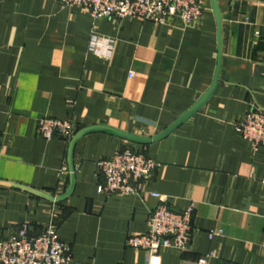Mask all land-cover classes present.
<instances>
[{"label": "crops", "instance_id": "obj_1", "mask_svg": "<svg viewBox=\"0 0 264 264\" xmlns=\"http://www.w3.org/2000/svg\"><path fill=\"white\" fill-rule=\"evenodd\" d=\"M205 0L197 27L108 17L58 0H0V238L38 234L56 211L67 264H148L127 245L147 230L153 193L175 210L194 205L186 250L164 248L161 264H264V146L236 129L250 105L264 108V0ZM221 25V32L220 27ZM114 41L90 53L91 34ZM219 69V71H218ZM133 73V77L130 74ZM204 105L171 134L137 143L104 131L47 141L41 117L71 119L77 132L108 126L153 139ZM76 132V133H77ZM131 147L159 167L140 195L106 196L97 163ZM71 164L75 188L71 187ZM34 189L61 201L32 193ZM213 230L221 233L212 239Z\"/></svg>", "mask_w": 264, "mask_h": 264}, {"label": "built area", "instance_id": "obj_2", "mask_svg": "<svg viewBox=\"0 0 264 264\" xmlns=\"http://www.w3.org/2000/svg\"><path fill=\"white\" fill-rule=\"evenodd\" d=\"M63 6H84L97 21L108 17L138 18L157 23H174L183 27H197L206 10L205 0H58ZM114 41L95 33L91 34L89 52L109 59ZM133 73L130 77H133ZM236 129L255 149L264 146V108L250 105L237 120ZM39 135L50 141L57 137L71 140L76 132L71 119L41 117L38 120ZM159 167L154 159L131 147L115 151L110 157L97 163L104 181L101 192L106 196L140 195L144 186ZM159 203L151 210L147 230L142 234H131L127 245L145 251L148 264H161V250L175 248L186 250L193 230L194 205L184 210H175L168 197L153 193ZM221 233L213 230L209 237ZM214 253H209L195 262L184 264H213ZM73 261L71 246L59 236L56 211L43 231L31 234L21 227L11 236L0 238V264H67Z\"/></svg>", "mask_w": 264, "mask_h": 264}, {"label": "water", "instance_id": "obj_3", "mask_svg": "<svg viewBox=\"0 0 264 264\" xmlns=\"http://www.w3.org/2000/svg\"><path fill=\"white\" fill-rule=\"evenodd\" d=\"M214 7H215V11L217 13V17H218V21L219 24H221V14H220V10L217 6L216 0H214ZM220 27V32H221V25H219ZM219 71V69H218ZM218 82V75L216 76V79L214 81L213 86L209 89V91L204 95V97L201 99V101L190 111H188L187 113H185L184 115H182L172 126H170L168 129H166L163 133H161L160 135H158L157 137L150 139V138H144V137H140L131 133H127V132H123L117 129H113L111 127L108 126H103V125H99V126H93V127H89V128H85L79 132H77L75 134V136L72 138L71 140V144H70V160H72V155H73V149L78 141V139L86 134L89 133L91 131H104V132H108L114 135H117L119 137L125 138L129 141L132 142H137V143H149L151 141H157L159 139L164 138L165 136L171 134L180 124H182L186 119H188L193 113H195L198 108L202 107L204 105V103L209 99V97L213 94L215 87L217 85ZM74 172H75V167L73 166V164H71V174H72V182H71V187L67 193L66 196H68L69 194H71L75 188V181H74ZM32 193L39 195L41 197H44L46 199H49L51 201H56L59 202L61 201L64 197L60 198H55L53 196H50L46 193L34 190V189H29Z\"/></svg>", "mask_w": 264, "mask_h": 264}]
</instances>
